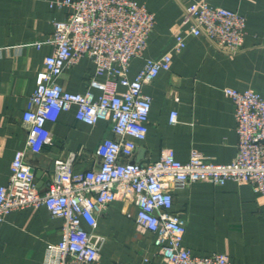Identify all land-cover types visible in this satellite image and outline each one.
Here are the masks:
<instances>
[{"label": "crops", "instance_id": "1", "mask_svg": "<svg viewBox=\"0 0 264 264\" xmlns=\"http://www.w3.org/2000/svg\"><path fill=\"white\" fill-rule=\"evenodd\" d=\"M137 1L155 13L156 24L145 51L132 59L131 79L147 59L173 47L174 31L190 0ZM211 2L247 17L243 47L233 52L204 34L188 38L186 47L174 54L171 68L144 86L152 96L149 130L145 139L137 141L131 160L159 159L169 147L182 161H188L194 149L218 163L235 158L239 141L235 106L224 88L264 93V0ZM69 14L68 6L47 0H0V186L8 182L16 151L26 146L29 127L24 112L36 89L37 72L52 50L48 41L54 36V23ZM39 41L41 46L35 44ZM93 76L105 79L84 56L66 65L58 81L66 90L85 92ZM173 110L178 112L176 123L170 122ZM76 111L73 106L48 123L52 142L41 152L27 151L26 162L37 171L41 191L47 189L53 162L74 153L75 172L98 167L97 145L116 136L109 121L90 125L78 120ZM170 190L173 211L186 220L184 244L194 254L219 251L229 256L231 264H264V194L250 183L232 180L224 185L195 181ZM137 214L135 203L117 198L99 216L95 232L103 237L101 264H161L154 236L138 229ZM63 222L45 205L11 211L0 227V264H43L47 246L62 239Z\"/></svg>", "mask_w": 264, "mask_h": 264}, {"label": "built area", "instance_id": "2", "mask_svg": "<svg viewBox=\"0 0 264 264\" xmlns=\"http://www.w3.org/2000/svg\"><path fill=\"white\" fill-rule=\"evenodd\" d=\"M47 1L68 6L70 14L55 21L54 36L48 41L52 50L37 72L36 89L24 112L29 127L26 146L16 151L8 182L0 186V227L11 211L45 205L64 222L62 239L47 246L43 264H101L103 237L95 232L98 218L115 199L122 198L138 206L137 227L153 234L161 264H231L224 252L198 255L184 244L186 220L173 211L170 189L195 181L224 185L232 180L250 183L264 194V93L224 88L235 106L239 137L237 154L229 163L211 161L196 149L188 161H182L170 147L159 159L145 163L131 157L137 141L145 139L149 130L152 96L144 92L145 84L171 68L174 54L186 47L190 36L204 34L220 47L238 51L245 43L247 17L211 0H190L174 31L173 47L147 59L131 79L132 59L145 51L155 27L154 12L137 0ZM35 44L41 46L42 42ZM84 56L105 79L91 77L85 92L66 90L58 77L66 65ZM73 106L78 120L90 125L107 120L116 136L105 137L97 145L98 167L75 172L73 153L56 163L47 189L41 191L36 173L26 162L27 151L39 153L51 143L48 123ZM178 120V112L173 110L170 122Z\"/></svg>", "mask_w": 264, "mask_h": 264}, {"label": "water", "instance_id": "3", "mask_svg": "<svg viewBox=\"0 0 264 264\" xmlns=\"http://www.w3.org/2000/svg\"><path fill=\"white\" fill-rule=\"evenodd\" d=\"M55 169H56V163L53 162L50 169H49V174L52 175L55 172ZM32 171L35 172L37 177H38V173L34 168H32Z\"/></svg>", "mask_w": 264, "mask_h": 264}]
</instances>
